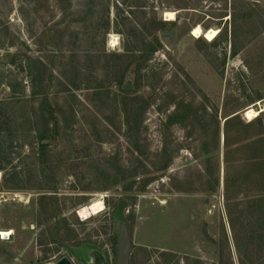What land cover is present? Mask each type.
<instances>
[{
    "label": "rangeland",
    "instance_id": "1",
    "mask_svg": "<svg viewBox=\"0 0 264 264\" xmlns=\"http://www.w3.org/2000/svg\"><path fill=\"white\" fill-rule=\"evenodd\" d=\"M263 104L264 0H0V264H116L117 215L130 264L264 261L238 204L263 180L223 132L238 113L264 136Z\"/></svg>",
    "mask_w": 264,
    "mask_h": 264
},
{
    "label": "trees",
    "instance_id": "2",
    "mask_svg": "<svg viewBox=\"0 0 264 264\" xmlns=\"http://www.w3.org/2000/svg\"><path fill=\"white\" fill-rule=\"evenodd\" d=\"M117 8L118 10H120V6H117ZM126 19L128 18H122V20H119L118 18L117 24H126ZM156 23L158 29H161L166 24V22L163 20H156ZM152 40L153 41L148 43L151 44V49H147V47H144L141 50V55H139L140 59H146L145 55L147 54V52H152L156 50L157 45L154 44L155 42H157L158 44L159 41L156 39L155 35H153ZM140 69L141 66L137 68V70ZM186 106H188V104H182L179 102L176 103L175 111L173 112V114L169 115L168 122L172 124L185 123V120L188 118V115H181V112L185 109ZM42 109L46 112H49L51 117L56 120L54 117V108L51 106L47 99L44 101ZM215 122L218 134L217 138L219 137L220 140L221 122L218 117H216ZM256 123V120L248 123L243 122L240 115L237 113L232 116H227L225 118L223 124V132L226 164H228L229 166L231 162V156L233 154H237L239 159H241L243 165L242 173L240 175V177H242L241 182L244 183L247 180L255 182L258 176H260L261 180H263L256 186L249 188V192L254 190L252 197H249V195H245L244 198L238 200L239 206L241 204L243 205L241 213L243 215H248L249 218L248 225L250 233V244L256 245L258 251H261L264 248V136H261L260 134L251 131L252 127H254ZM244 136H250L253 140L244 143ZM45 147V144H42V148ZM228 187L229 185L227 186V190L229 191ZM226 193L228 194L227 191ZM227 199L229 202L231 200V197L226 195V200ZM229 214L230 224L233 226L232 228H234V217L231 215L230 211ZM256 264H264V261L258 262Z\"/></svg>",
    "mask_w": 264,
    "mask_h": 264
},
{
    "label": "water",
    "instance_id": "3",
    "mask_svg": "<svg viewBox=\"0 0 264 264\" xmlns=\"http://www.w3.org/2000/svg\"><path fill=\"white\" fill-rule=\"evenodd\" d=\"M170 35H162V39L166 44H170ZM124 89H132L131 81H128L124 86ZM261 111V110H260ZM263 112V111H261ZM115 233L118 239V251L116 264H130V255L132 248V239L128 230V225L120 219L117 215L115 221ZM84 264H110L106 255L100 250H93L89 256L88 260L82 259ZM57 264H73L69 257L64 256L61 258Z\"/></svg>",
    "mask_w": 264,
    "mask_h": 264
},
{
    "label": "bare ground",
    "instance_id": "4",
    "mask_svg": "<svg viewBox=\"0 0 264 264\" xmlns=\"http://www.w3.org/2000/svg\"><path fill=\"white\" fill-rule=\"evenodd\" d=\"M166 16H167L168 19L172 20V19L175 18V13L167 12ZM218 34H219L218 30L210 29L208 31H204L202 29V27H200V26L195 27L193 29V31H192V35L194 37L200 38V37L203 36V37L207 38L210 41L214 40L217 37ZM116 40H117L116 36H113L111 43L114 45L116 43ZM261 108H262L261 111H263L264 110V104L262 105ZM261 111L259 109H255L254 107H252V108H250V109H248L246 111V117L249 118V119H253V118L257 117L261 113Z\"/></svg>",
    "mask_w": 264,
    "mask_h": 264
}]
</instances>
